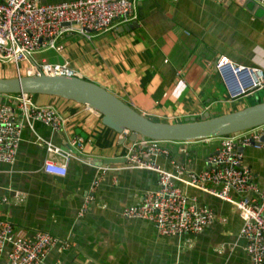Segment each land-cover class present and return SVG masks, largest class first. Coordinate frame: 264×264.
Wrapping results in <instances>:
<instances>
[{
  "label": "crops",
  "instance_id": "crops-1",
  "mask_svg": "<svg viewBox=\"0 0 264 264\" xmlns=\"http://www.w3.org/2000/svg\"><path fill=\"white\" fill-rule=\"evenodd\" d=\"M72 0H41L57 4ZM138 27L116 21L114 27L91 40L67 34L62 50L36 54L40 64H65L84 80L96 83L152 119L172 123L188 118L229 114L264 102V89L232 100L216 71L228 59L264 71V22L231 0H136ZM35 56V55H34ZM0 62V78L20 77ZM6 102L10 100L4 97ZM63 119L60 131L42 122L23 124L16 162L0 165V219L18 234L48 232L60 239L44 264H249L243 221L235 208L180 178L177 186L200 204L211 207L217 220L198 236L159 237L144 220L127 219L124 210L159 189L158 176L134 170L125 160L133 142L102 122L96 111L52 96H33ZM20 122L17 113L13 116ZM78 138L83 147L78 148ZM44 143L40 146L38 140ZM222 138L197 142H164L170 157L158 162L168 171L188 166L200 172ZM47 142L72 154L65 177L44 171ZM244 164L264 189V146L245 148ZM108 172L103 174L102 168ZM94 203L80 216L93 184ZM7 199V202H3ZM64 243L70 244L69 249ZM4 256L2 262L5 263Z\"/></svg>",
  "mask_w": 264,
  "mask_h": 264
},
{
  "label": "built area",
  "instance_id": "built-area-1",
  "mask_svg": "<svg viewBox=\"0 0 264 264\" xmlns=\"http://www.w3.org/2000/svg\"><path fill=\"white\" fill-rule=\"evenodd\" d=\"M264 8V0H252ZM136 0H72L57 4H44L41 0H0V62L12 64L22 76H65L81 78L80 73L65 64H40L34 55L49 50H62L60 40L67 34H78L91 40L110 31L116 21L131 25L138 20ZM27 64L22 69L21 65ZM216 71L228 90L230 99L236 100L264 89V71L258 67L238 65L222 59ZM82 79V78H81ZM10 102L0 104V165L16 162L21 142L22 128L26 122H42L56 132L63 125L61 115L51 107H41L33 95H7ZM17 113L19 121L13 117ZM264 127L222 138L217 151L207 158V167L200 171L178 165L174 172L166 170L159 156L170 157L162 141L138 138L128 149L124 159L134 170H144L158 176L159 189L145 195L140 203L127 207L123 215L152 223L159 237L198 236L212 227L217 220L215 211L190 196L179 186L180 178L189 187L206 193L222 202L231 204L243 221L241 236L246 240L249 264H264V189L254 180L252 170L244 164V154L238 150L261 148L257 143ZM131 132L125 130L121 137ZM43 146L42 139L38 140ZM78 148L83 140L78 138ZM48 153L55 154L60 162L47 159L44 171L50 175L65 177L72 154L47 142ZM103 167L102 173L108 172ZM97 180L85 198L80 216H84L94 203ZM7 202V199H3ZM60 239L45 231L33 236L18 234L10 222L0 219V264H44ZM69 249L70 244L64 243ZM6 257L5 263L2 262ZM57 264H63L61 262Z\"/></svg>",
  "mask_w": 264,
  "mask_h": 264
},
{
  "label": "water",
  "instance_id": "water-1",
  "mask_svg": "<svg viewBox=\"0 0 264 264\" xmlns=\"http://www.w3.org/2000/svg\"><path fill=\"white\" fill-rule=\"evenodd\" d=\"M231 1L264 22V8L254 1ZM136 27L138 23H133L124 27L122 32ZM23 93L58 97L86 106L98 112L103 117V124L115 132L122 134L125 130L130 131L134 142L139 135L153 141L189 143L224 138L264 127V102L229 114L213 116L206 113L201 117L172 123L164 119L148 118L100 85L81 78L45 74L0 78V104L6 102L4 97L7 95ZM255 144L264 145V134ZM238 150L243 153L245 148L239 145ZM123 162L125 160H107L108 164Z\"/></svg>",
  "mask_w": 264,
  "mask_h": 264
},
{
  "label": "rangeland",
  "instance_id": "rangeland-1",
  "mask_svg": "<svg viewBox=\"0 0 264 264\" xmlns=\"http://www.w3.org/2000/svg\"><path fill=\"white\" fill-rule=\"evenodd\" d=\"M36 59H37V61H39V57L37 56V55H35L34 56ZM7 67V69L13 74V73H15V66H6ZM21 67H22V69H26L27 68V64H23V65H21ZM16 74V73H15Z\"/></svg>",
  "mask_w": 264,
  "mask_h": 264
},
{
  "label": "bare ground",
  "instance_id": "bare-ground-1",
  "mask_svg": "<svg viewBox=\"0 0 264 264\" xmlns=\"http://www.w3.org/2000/svg\"><path fill=\"white\" fill-rule=\"evenodd\" d=\"M46 75V74H45ZM51 76V75H50ZM53 77H56V76H53Z\"/></svg>",
  "mask_w": 264,
  "mask_h": 264
},
{
  "label": "clouds",
  "instance_id": "clouds-1",
  "mask_svg": "<svg viewBox=\"0 0 264 264\" xmlns=\"http://www.w3.org/2000/svg\"><path fill=\"white\" fill-rule=\"evenodd\" d=\"M34 96V95H33Z\"/></svg>",
  "mask_w": 264,
  "mask_h": 264
},
{
  "label": "trees",
  "instance_id": "trees-1",
  "mask_svg": "<svg viewBox=\"0 0 264 264\" xmlns=\"http://www.w3.org/2000/svg\"><path fill=\"white\" fill-rule=\"evenodd\" d=\"M35 96V95H34Z\"/></svg>",
  "mask_w": 264,
  "mask_h": 264
}]
</instances>
